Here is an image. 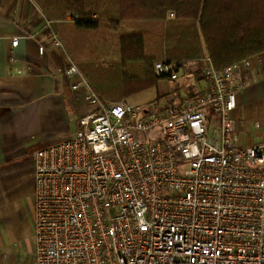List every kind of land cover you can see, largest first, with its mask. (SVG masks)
I'll use <instances>...</instances> for the list:
<instances>
[{
	"label": "built area",
	"instance_id": "1",
	"mask_svg": "<svg viewBox=\"0 0 264 264\" xmlns=\"http://www.w3.org/2000/svg\"><path fill=\"white\" fill-rule=\"evenodd\" d=\"M205 61L204 86L163 105L104 102L75 61L58 68L94 106L34 154V264H264V141L241 145L233 117L251 59Z\"/></svg>",
	"mask_w": 264,
	"mask_h": 264
},
{
	"label": "crops",
	"instance_id": "2",
	"mask_svg": "<svg viewBox=\"0 0 264 264\" xmlns=\"http://www.w3.org/2000/svg\"><path fill=\"white\" fill-rule=\"evenodd\" d=\"M72 8L86 14L85 0H0V264L35 263L34 154L75 136L79 118L93 110L84 89L73 90V80L58 73L74 61L63 37H95L76 30ZM47 20L64 49L47 41ZM122 30L131 28L111 22V32ZM249 58L233 112L241 145L264 141V51ZM198 66L182 67L171 95L191 96L204 86ZM159 95L154 86L129 100L145 104Z\"/></svg>",
	"mask_w": 264,
	"mask_h": 264
},
{
	"label": "trees",
	"instance_id": "3",
	"mask_svg": "<svg viewBox=\"0 0 264 264\" xmlns=\"http://www.w3.org/2000/svg\"><path fill=\"white\" fill-rule=\"evenodd\" d=\"M85 10L71 9L75 28L95 37L63 38L105 102L156 86L157 61L184 67L209 57L222 68L264 51V0H85ZM113 21L131 30L111 32Z\"/></svg>",
	"mask_w": 264,
	"mask_h": 264
},
{
	"label": "rangeland",
	"instance_id": "4",
	"mask_svg": "<svg viewBox=\"0 0 264 264\" xmlns=\"http://www.w3.org/2000/svg\"><path fill=\"white\" fill-rule=\"evenodd\" d=\"M74 13V12H73ZM172 17V16H171ZM246 58H249V57H246ZM197 64V65H199L198 66V69H201L202 67H204V65H205V63H206V61H205V59H203V60H201V61H199V62H197V61H195V62H192V63H188V64H186V65H184V67H187L188 68V66L190 65V64H192V66H194V64ZM189 68H192V67H189ZM82 71V70H81ZM182 71V70H181ZM83 73V72H82ZM173 81H171V80H169V79H167V78H165V77H163V78H161L160 79V81L158 82V84L156 85L157 86V88H158V90H159V98H158V101H156V102H158L160 105H163V104H165L166 102H167V99L168 98H170L171 96H173L174 95V93L171 95V93H172V91H173V86H171V83H172ZM120 95V92H115V93H113V96H119ZM104 99H106L107 100V98H105V97H103V99H101L102 101H104L105 102V100ZM124 99H128L129 100V97H126V98H124ZM124 99H122V100H124ZM86 101V100H85ZM119 101V100H118ZM87 103H88V105H90V106H94V104H89V102L88 101H86ZM132 103L134 102H136V101H131ZM155 102V103H156Z\"/></svg>",
	"mask_w": 264,
	"mask_h": 264
}]
</instances>
